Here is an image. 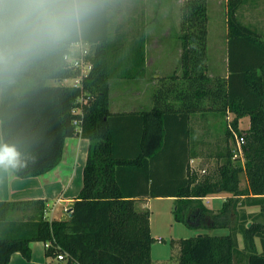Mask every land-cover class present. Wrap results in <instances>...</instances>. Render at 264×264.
Here are the masks:
<instances>
[{"label": "trees", "instance_id": "trees-1", "mask_svg": "<svg viewBox=\"0 0 264 264\" xmlns=\"http://www.w3.org/2000/svg\"><path fill=\"white\" fill-rule=\"evenodd\" d=\"M236 1L229 0L228 77L208 74L207 0L183 2L182 73L164 79L151 109H110L111 79L144 75L148 41L109 39V8L79 38L91 44L94 63L83 88L62 84L77 75L64 59L68 46L0 92L2 141L16 144L24 162L11 170L16 176L57 166L67 137L90 140L83 186L67 218L47 217L44 198L0 200V264L17 251L30 260L33 241L47 244V257L66 254V264H154L151 210L138 201L169 196L176 197V221L229 229L172 240L179 264H264V36L238 20ZM78 106L80 129L73 123ZM199 111L233 113L231 125L245 138L244 163L233 159L227 144L216 151L217 175L201 177L192 169L190 159L200 155L189 147L190 122ZM245 116L250 125L241 129ZM226 137H232L228 127ZM223 192L220 208L204 203ZM248 206L259 211L247 213Z\"/></svg>", "mask_w": 264, "mask_h": 264}, {"label": "crops", "instance_id": "crops-1", "mask_svg": "<svg viewBox=\"0 0 264 264\" xmlns=\"http://www.w3.org/2000/svg\"><path fill=\"white\" fill-rule=\"evenodd\" d=\"M184 1L185 0H121L120 3L116 0L110 1L108 7L110 25L109 39H121L124 41L140 39H145L146 41H161L165 39L180 40V45L176 48V53L178 55L176 56L177 59L173 56L174 54H168V56H170L169 58L164 57L167 53H162L163 48L158 49V46H155L156 50L149 56L146 47L147 61L144 75L142 77L116 78V80L125 82L127 88H125V96L123 95L125 99L121 103L123 107L119 108L116 105L114 106L111 100L110 109L112 111L129 112L151 109L155 105L153 92L165 82L164 79L174 72L181 75V6ZM234 4L237 5L235 15L238 20L252 26L264 36V0H237ZM207 12L209 17L208 40L212 34V29H216L219 25H222L223 36L226 39L224 40V52L221 59L211 55L208 48V74L211 77H228L229 0H207ZM94 23L98 22L94 20ZM177 63H179V66H175ZM150 70H153L152 77L147 76ZM144 80H147L148 83H152V87L154 88L152 95L149 94L144 96L142 95V90L132 89L135 86L139 88ZM179 80L181 81L182 79ZM233 117L234 115L230 111H199L193 113L190 122V150H196L201 156L203 152L202 147L204 145L215 146L217 151L222 150L227 144L234 147L232 137L230 140H227L226 137L229 121L232 120L231 118ZM245 117H247L250 122L249 116ZM222 119L224 124L221 123ZM0 140H2L1 123ZM89 144L90 140L82 136L75 135L67 137L61 162L50 171L38 176L21 178L16 176L11 170H0V200L44 198L48 201V209L46 211L47 217L53 219L60 218L58 215H61V218H67L70 212L67 214L61 211L60 214L58 211H60V207H71L74 203V199L83 186V170L88 156ZM200 156L190 159L192 169L198 168L195 162L199 160ZM224 196L226 199L227 193ZM154 198H168L174 201L176 199V197L173 196L149 197L138 201L139 207L149 208ZM215 198H217V196H209V198H204L203 201L207 205L206 200ZM50 205H56V207L51 209L49 207ZM221 205L215 209L220 208ZM207 206L209 207V205ZM246 209L247 213H257L259 211L258 206H248ZM150 224L152 231V216L150 217ZM171 225H173V223H171ZM172 240H174V238H172ZM30 246L32 250V257L30 260H27L21 252L17 251L12 254L9 264H52V258L46 256V243L42 241H33L30 243ZM258 246L261 247L260 240Z\"/></svg>", "mask_w": 264, "mask_h": 264}, {"label": "clouds", "instance_id": "clouds-1", "mask_svg": "<svg viewBox=\"0 0 264 264\" xmlns=\"http://www.w3.org/2000/svg\"><path fill=\"white\" fill-rule=\"evenodd\" d=\"M110 0H0V92L78 39ZM24 166L16 144L0 140V170Z\"/></svg>", "mask_w": 264, "mask_h": 264}, {"label": "rangeland", "instance_id": "rangeland-1", "mask_svg": "<svg viewBox=\"0 0 264 264\" xmlns=\"http://www.w3.org/2000/svg\"><path fill=\"white\" fill-rule=\"evenodd\" d=\"M224 40L222 25L216 27V29H212V34L210 35V39L208 40V48L209 52L213 56H217L221 59L222 54L224 52ZM226 43V42H225ZM180 45V40L178 39H165L161 41H148L147 42V52H149V56L154 53L155 46H158V49H162V53H167L166 56L169 58L168 54H174L173 56H178L176 53L177 46ZM161 51V50H160ZM163 57V58H164ZM177 59V57H176ZM175 59V60H176ZM181 61V58H180ZM166 62V61H165ZM175 66H179L177 63ZM149 72V71H148ZM153 70H150L148 77H152ZM111 100L117 107L121 108L123 105L122 101L125 99V88H127V84L122 82V80H116V78L111 79ZM72 83L71 79H65L62 84L70 85ZM132 89H140L142 90V95H152L154 88L152 87V83H148L147 80H144L143 84L139 88L136 86ZM124 91V92H123ZM124 95V96H123ZM233 119V118H231ZM221 123L224 124L223 119ZM249 119L244 117L239 124L241 129H247L249 127ZM216 139V138H215ZM213 139V140H215ZM214 145V144H212ZM211 145H204L203 152L199 158L195 162L198 165V173L201 177H204L208 174L217 175L218 174V166L220 164V160L216 155V148ZM233 147V146H232ZM245 174L241 175V185L245 187L246 178ZM226 193H219L217 198L206 200L207 205L212 209L220 206L222 201L225 199ZM175 201L168 198H154L150 203V210L152 216V234L155 237V242L153 243V263L154 264H179V251L176 246L172 245V238L175 240L180 238H188L194 237L202 233H210V234H227L229 232L228 228H205L199 227L195 225H190V223L186 222H176L174 218V209H175ZM51 209L55 208L56 205H50ZM61 211L67 213V207L62 208ZM61 214V213H60ZM68 214V213H67ZM69 215V214H68ZM67 215V217H68ZM60 218L61 215H58ZM173 223V225H171ZM164 238V240H163ZM259 243V239H257ZM239 244L243 247V238L242 235H239ZM52 264H59V261L56 258H52Z\"/></svg>", "mask_w": 264, "mask_h": 264}, {"label": "built area", "instance_id": "built-area-1", "mask_svg": "<svg viewBox=\"0 0 264 264\" xmlns=\"http://www.w3.org/2000/svg\"><path fill=\"white\" fill-rule=\"evenodd\" d=\"M91 44L88 41L83 39H79L77 41V46H69L67 52L64 55V59L66 63L72 66L76 71L77 75L71 79L73 85L75 87L83 88V79L90 74L93 69V60L91 59ZM80 101H83V97L80 98ZM73 112L77 115L73 120V123L80 129V125L83 119V111L80 106L73 109ZM231 121H229L228 127L232 132V139L234 142L233 151V159L241 161V163L245 162V153H244V142L245 138L241 135L235 128L232 127ZM215 197V196H211ZM205 198H209L205 197ZM67 213L70 212V207L66 209ZM56 259L59 261V264H66V254L60 253Z\"/></svg>", "mask_w": 264, "mask_h": 264}]
</instances>
